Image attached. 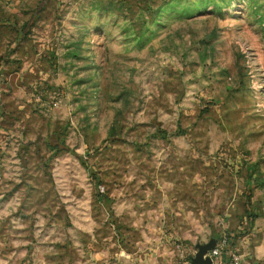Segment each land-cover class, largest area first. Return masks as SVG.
<instances>
[{"label":"rangeland","instance_id":"obj_1","mask_svg":"<svg viewBox=\"0 0 264 264\" xmlns=\"http://www.w3.org/2000/svg\"><path fill=\"white\" fill-rule=\"evenodd\" d=\"M210 238L264 264V0H0V264Z\"/></svg>","mask_w":264,"mask_h":264},{"label":"water","instance_id":"obj_2","mask_svg":"<svg viewBox=\"0 0 264 264\" xmlns=\"http://www.w3.org/2000/svg\"><path fill=\"white\" fill-rule=\"evenodd\" d=\"M215 244V239L210 238L208 241L199 244L197 252L192 257L190 264H212L213 259L208 251Z\"/></svg>","mask_w":264,"mask_h":264},{"label":"built area","instance_id":"obj_3","mask_svg":"<svg viewBox=\"0 0 264 264\" xmlns=\"http://www.w3.org/2000/svg\"><path fill=\"white\" fill-rule=\"evenodd\" d=\"M225 239V238H224ZM208 254L212 257V259L214 260V257L217 256L219 254V246L215 243L213 247H211L208 251ZM234 262L236 263L237 261V257H233ZM103 264H109L107 262L103 263Z\"/></svg>","mask_w":264,"mask_h":264},{"label":"crops","instance_id":"obj_4","mask_svg":"<svg viewBox=\"0 0 264 264\" xmlns=\"http://www.w3.org/2000/svg\"><path fill=\"white\" fill-rule=\"evenodd\" d=\"M231 261H229V258H224L223 256L219 255L215 257L212 264H231Z\"/></svg>","mask_w":264,"mask_h":264}]
</instances>
